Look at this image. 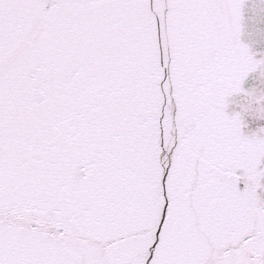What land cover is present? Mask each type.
<instances>
[{"label": "snow or ice", "instance_id": "1", "mask_svg": "<svg viewBox=\"0 0 264 264\" xmlns=\"http://www.w3.org/2000/svg\"><path fill=\"white\" fill-rule=\"evenodd\" d=\"M0 264H264V0H0Z\"/></svg>", "mask_w": 264, "mask_h": 264}]
</instances>
